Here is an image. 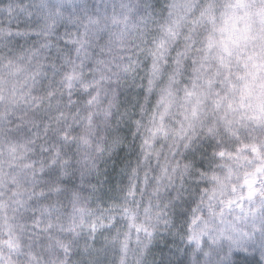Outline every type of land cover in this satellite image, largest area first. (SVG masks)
<instances>
[{
    "label": "clouds",
    "instance_id": "1",
    "mask_svg": "<svg viewBox=\"0 0 264 264\" xmlns=\"http://www.w3.org/2000/svg\"><path fill=\"white\" fill-rule=\"evenodd\" d=\"M0 264H264V0H0Z\"/></svg>",
    "mask_w": 264,
    "mask_h": 264
}]
</instances>
